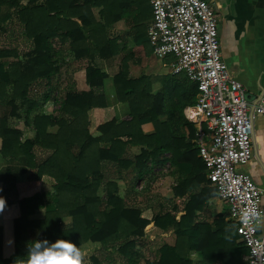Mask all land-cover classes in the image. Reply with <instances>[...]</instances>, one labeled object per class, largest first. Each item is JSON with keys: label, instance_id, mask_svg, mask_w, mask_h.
<instances>
[{"label": "crops", "instance_id": "crops-1", "mask_svg": "<svg viewBox=\"0 0 264 264\" xmlns=\"http://www.w3.org/2000/svg\"><path fill=\"white\" fill-rule=\"evenodd\" d=\"M40 1L42 0L37 2ZM208 1L213 4L217 13L221 58L232 75L245 87L250 102L252 156L238 169L248 174L257 185L263 186L264 115L254 113L253 106L264 84V0ZM21 2L25 4L27 0ZM53 5L55 8L50 11L49 16L54 15L61 21L49 27L59 29L54 31L52 37H48V49L51 56L49 61H54L57 70L51 73L49 80L40 82L45 84L43 87L45 90L33 87L39 83H32L29 88V95L38 94L39 96L38 91L50 92L52 98L43 103L42 112L48 115L55 114L57 110L54 112L51 108L56 102L55 97L62 95L64 98L71 88L76 92L89 91L91 86L86 80V69L91 66L99 70L104 74L100 89L106 106L92 107L87 111L90 133L99 135L98 126L111 119H114L116 124L131 119L128 99L121 101L118 98L117 89L119 88L123 95L125 91L130 101L135 103L136 112L138 116L141 115L139 126L142 133L151 134L161 128L163 141L171 139L170 132H173L174 136L175 148L170 146V150L155 153L154 157L149 160L150 163H147V169L142 173L134 169L133 165L120 172L117 171L116 166L109 168L110 176L121 177L118 180L120 195L124 189H128L131 194H134L131 201H135V204L139 201L147 202L146 198L149 196L146 198L143 196L145 189H141V185L138 188V184L136 186L134 184L151 176L152 192L162 197V214L170 212L174 218V227L169 226L167 229H162V245L172 246L181 241V243L185 242V247L189 241L191 249L185 251V256L191 259V264H224L228 250L245 249L240 236L236 234L235 227L228 219V204L218 198L214 186L208 180V166L200 157L195 144L200 133L208 137L209 132L204 124L189 121L184 115V108L194 103L184 106L181 112L177 110L176 105L172 110L157 108L147 111L150 106L158 103L160 96L165 93L167 79L178 77L180 74L171 73L169 63L174 60L172 55L159 58L163 61L162 68L156 67L157 60L153 57L157 58V56L152 52L147 38L148 23L152 17L149 1L57 0ZM7 22L2 25V28H6ZM18 24L23 28L21 23L18 22ZM78 27L105 28L104 32L99 33L100 38L114 39L116 53L113 55L95 53L92 56L84 50V45L80 40L71 44V37L67 35L68 30ZM31 44V41L27 40L23 43V48L21 43L0 46V48L15 49L14 55L0 56V62L4 68H8L9 64L14 61H23V54ZM74 46H77L81 53L79 57L75 56ZM167 66L169 68H166ZM119 72L124 73V82L119 80L117 85L115 76ZM136 80L137 82H133ZM60 82H62V88L57 89L56 86ZM70 82H73V86H70ZM33 88L36 92L31 93ZM196 95L197 90L194 102ZM8 109V106L0 105V116ZM153 119L158 123L157 126ZM10 123L22 129L20 141L32 140L33 130L25 126L21 119L11 118ZM57 130L58 125L56 124L46 127L48 133L54 134ZM184 143L186 145H183ZM101 145L108 147L109 142L102 141ZM141 147L144 148V145L130 144L131 149L128 153L137 154ZM1 148L2 138L0 136V150ZM133 148H138V152L133 153ZM178 153L182 155L176 158ZM155 163L162 166L167 165L170 173L165 176L162 174L155 176L152 167L148 166V164L155 166ZM22 165L25 171L21 170ZM32 174L33 170L26 166L24 156L14 158L8 151V155L4 157L0 151V197L5 200L4 208L0 210V248L3 258L14 256L13 217L17 214L16 208L18 207L15 194H28L38 187L34 185L23 188L27 181L31 183L35 180ZM127 175L131 177L129 180L126 179ZM23 179L25 181H22ZM46 179H41V181L51 184L48 182L51 178ZM261 207L264 210V194L261 198ZM258 232L264 237V230L258 229ZM196 247L199 249L203 247L205 251L197 250ZM246 253L244 251L240 254L241 262L244 264H246L244 259ZM237 256L239 257L238 254Z\"/></svg>", "mask_w": 264, "mask_h": 264}, {"label": "trees", "instance_id": "trees-1", "mask_svg": "<svg viewBox=\"0 0 264 264\" xmlns=\"http://www.w3.org/2000/svg\"><path fill=\"white\" fill-rule=\"evenodd\" d=\"M21 1L0 0V30L6 21L15 17L23 26L25 38L32 43L24 52L23 61H14L8 68H4L0 62V105L9 108L0 116V151L4 157L8 151L14 158L24 156L35 180L31 183L27 181L23 188L38 187L28 194H15L18 207L13 217L14 256L3 258L0 248V264H25L28 246L33 240L42 239L49 242L69 240L80 249L86 242L99 243L103 247L119 243L117 252L125 257L129 249L136 246V238L144 235V228L150 222L160 229H167L174 227V218L170 212L162 214V211L154 214L151 220L142 217L139 207L127 205L119 195L118 180L121 177L110 176L109 168L116 166L120 172L133 165L142 173L155 153L170 150V146L175 148L173 132L169 134L171 139L165 141L161 128L151 134L142 133L139 126L141 115L138 116L135 103L118 88V98L121 101L128 99L131 119L117 124L111 119L98 126L99 135L90 133L87 111L92 107L106 106L100 89L104 74L91 66L86 69V80L91 89L76 92L71 88L55 114H44L41 107L52 98L50 92H42L39 96L29 95V88L32 83L49 80L51 73L57 70L54 61H49L51 56L48 49V37L59 29L49 27L61 21L54 15L49 16L57 0H27L25 4ZM104 29L69 28L67 35L71 37V44L80 40L89 55H113L116 53L115 40L101 39L99 33ZM14 50L0 48V56L14 55ZM73 51L75 56L81 55L77 46L73 47ZM123 75V72H119L115 76L117 85L119 80L124 82ZM72 83L70 86H73ZM196 90V84L183 73L178 77H169L165 93L147 111L157 108L172 110L176 105L181 112L184 106L194 103ZM11 118L21 119L25 126L33 130L32 140L20 141L22 129L12 126ZM154 123L158 125L155 120ZM53 124L58 125L57 132H46V127ZM102 141H108V147L102 146ZM130 144L144 145V148L141 147L137 154H129ZM180 155L178 153L175 157ZM44 176L50 177L53 182H42ZM37 209L44 211L40 218L35 213ZM66 216L71 217V222H62ZM32 229L39 236L31 237ZM184 244L181 241L172 246L163 244L159 259L148 264H191V259L185 256V251L191 249L190 242L185 247ZM202 248L195 249L204 252ZM244 248L228 250L224 264H244L240 259L241 252H247V248ZM91 257L93 264H100L98 258Z\"/></svg>", "mask_w": 264, "mask_h": 264}, {"label": "built area", "instance_id": "built-area-1", "mask_svg": "<svg viewBox=\"0 0 264 264\" xmlns=\"http://www.w3.org/2000/svg\"><path fill=\"white\" fill-rule=\"evenodd\" d=\"M148 1L152 52L159 58L174 56L171 73H183L197 86L195 102L184 108V115L209 132L195 140L208 166L207 178L218 198L228 204V219L247 248L246 264H264V237L239 219L249 206L262 209L264 194V185L238 169L252 156L250 102L245 87L221 58L215 8L208 0ZM253 112L264 115V84Z\"/></svg>", "mask_w": 264, "mask_h": 264}, {"label": "rangeland", "instance_id": "rangeland-1", "mask_svg": "<svg viewBox=\"0 0 264 264\" xmlns=\"http://www.w3.org/2000/svg\"><path fill=\"white\" fill-rule=\"evenodd\" d=\"M16 18L12 17L9 19V21L6 23V28H2L0 30V46H10L14 45L15 43H21L22 48H23V43L27 42V38H25L23 34V28H21L20 24L16 22ZM21 48V49H22ZM154 56V55H153ZM157 60L156 67L162 68V59H159V57H153ZM166 68H169L168 66ZM168 70V69H167ZM62 82H60L56 88L61 89L62 88ZM33 87H38L39 89H42L45 87V84H37L36 86L34 85ZM32 88V87H31ZM43 90H45L43 88ZM32 92L34 91V88L31 90ZM30 93V94H31ZM37 93H42V92H37ZM32 95V94H31ZM56 102H54V106L51 107L53 108V111L55 112L56 110L59 109L61 102L63 100L62 95H57L55 97ZM58 102V103H57ZM131 149L128 147V150ZM133 153L138 152V148H133ZM150 163V161L148 162ZM24 164V163H22ZM148 166L152 167V170L154 172L155 176H159L162 174V176L168 175L169 169L167 165H157L155 163V166L149 165ZM24 165H22L21 170L25 171ZM135 169V168H134ZM135 172V171H134ZM152 172V171H151ZM130 175H127L126 179L129 180ZM148 176V175H147ZM47 176L42 177L41 179L47 180ZM151 176L146 177V179L140 183L136 182L134 186L138 184V188L141 185V189L144 188L145 192H143V196L146 198V196H149L146 198L148 200L147 202L142 203L139 201L137 204H135V201H131V197L134 194H131V192L128 189H124L123 192L121 193L122 197L124 198V201L127 205L130 206H137L141 209V216L145 217L149 220L156 214L157 212L162 211V197L161 195H157L156 193L152 192V184L150 180ZM48 182L52 183L53 180L50 179ZM120 189V186H119ZM152 192V194H151ZM149 194V195H148ZM120 195V193H119ZM102 196L105 197L104 192H102ZM134 200V198H133ZM142 203V205H141ZM160 205V206H159ZM43 209H37L35 211L36 215H38L37 218H40L43 216ZM62 222L64 223H69L71 222V217H63ZM31 237H36L39 236V233H37L36 230L32 229L30 231ZM119 244V243H118ZM118 244H110L108 246H101L99 243H90L86 242L81 245V250L85 253L84 258H83V264H93V258L91 256H95L100 260V264H148L151 262H156L159 259L160 256V247L162 246V229L156 227L153 225V223H149L145 228H144V235L141 237L136 238V246L133 248H130L128 251L127 256H121L117 252V245Z\"/></svg>", "mask_w": 264, "mask_h": 264}, {"label": "clouds", "instance_id": "clouds-1", "mask_svg": "<svg viewBox=\"0 0 264 264\" xmlns=\"http://www.w3.org/2000/svg\"><path fill=\"white\" fill-rule=\"evenodd\" d=\"M5 200L0 197V210H3ZM240 222L251 229L264 230V210L254 206L244 209L240 215ZM85 253L73 242L56 239L33 240L27 248L25 264H83Z\"/></svg>", "mask_w": 264, "mask_h": 264}]
</instances>
